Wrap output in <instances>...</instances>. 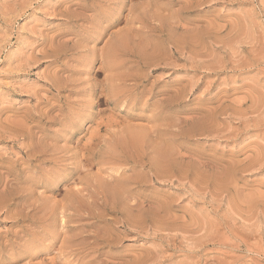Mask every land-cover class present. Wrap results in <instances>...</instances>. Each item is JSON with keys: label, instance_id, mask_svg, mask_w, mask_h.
Instances as JSON below:
<instances>
[{"label": "rangeland", "instance_id": "rangeland-1", "mask_svg": "<svg viewBox=\"0 0 264 264\" xmlns=\"http://www.w3.org/2000/svg\"><path fill=\"white\" fill-rule=\"evenodd\" d=\"M0 264H264V0H0Z\"/></svg>", "mask_w": 264, "mask_h": 264}, {"label": "bare ground", "instance_id": "bare-ground-1", "mask_svg": "<svg viewBox=\"0 0 264 264\" xmlns=\"http://www.w3.org/2000/svg\"><path fill=\"white\" fill-rule=\"evenodd\" d=\"M209 116H211V115H209ZM210 120H211V119L209 118V122H210ZM211 121H212V120H211ZM235 161H236V160H235Z\"/></svg>", "mask_w": 264, "mask_h": 264}]
</instances>
